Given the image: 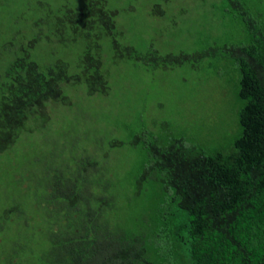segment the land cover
Masks as SVG:
<instances>
[{
    "label": "trees",
    "instance_id": "trees-1",
    "mask_svg": "<svg viewBox=\"0 0 264 264\" xmlns=\"http://www.w3.org/2000/svg\"><path fill=\"white\" fill-rule=\"evenodd\" d=\"M223 2L222 11L248 36L219 48L237 77L239 133L229 152L206 155L184 135L141 126L128 141L90 144L99 155L81 148L71 158L58 156L49 178L38 184L22 178L19 193L27 199L40 189V206L48 212L41 234L46 247L33 242L38 236L27 209L13 202L1 211L0 232L15 219L18 239L0 264H264V22L245 0ZM115 15L107 0L41 3L29 23L12 30L13 22L0 33V154L21 133L45 125L48 102L71 105L61 85L83 86L87 96L107 93L104 38L111 39L114 59L144 64L179 65L214 52L138 54L114 39ZM53 43L80 48L73 72L59 58L40 62L39 52ZM126 145L137 148L138 159L127 172L130 194L121 195L109 154ZM132 202L135 214L125 217Z\"/></svg>",
    "mask_w": 264,
    "mask_h": 264
},
{
    "label": "rangeland",
    "instance_id": "rangeland-1",
    "mask_svg": "<svg viewBox=\"0 0 264 264\" xmlns=\"http://www.w3.org/2000/svg\"><path fill=\"white\" fill-rule=\"evenodd\" d=\"M65 1L73 0H9L0 6V33L9 32L13 22L12 30L29 23L35 18L34 9L40 11L41 3L55 7L57 2ZM245 1L264 22V0ZM226 6L223 0H107V8L116 11L114 39L119 45L130 46L138 54L150 49L159 55L209 49L214 52L179 65H152L114 59L111 39H102L100 58L107 93L87 96L83 86L61 85L71 105L48 102L49 119L45 125L21 133L12 147L0 154V214L13 202H18L22 211L27 209L30 229L38 236L33 242L43 249L47 244L41 234L48 212L40 206L43 197L39 188L27 199L19 194L25 179L31 176L33 184H38L41 177L49 178L47 169L58 156L71 158L81 148L99 155L90 144L112 137L128 141L141 126L156 134L166 131L174 137L184 135L206 155L229 152L239 133L237 77L221 58L219 48L245 41L248 36L239 30L235 17L222 11ZM79 51L75 45L60 47L53 43L47 52H39L40 62L59 58L73 72ZM136 150L126 145L110 151L109 162L117 173L121 195L130 194L127 172L137 163ZM135 211L136 204L132 202L124 216H134ZM17 231L15 219L3 224L0 255L6 254L18 239Z\"/></svg>",
    "mask_w": 264,
    "mask_h": 264
}]
</instances>
